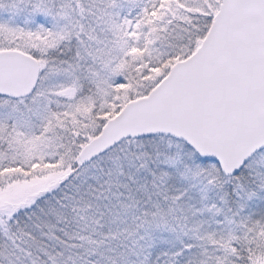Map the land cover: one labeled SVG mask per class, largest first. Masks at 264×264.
Instances as JSON below:
<instances>
[{
    "label": "snow or ice",
    "instance_id": "6c2138e0",
    "mask_svg": "<svg viewBox=\"0 0 264 264\" xmlns=\"http://www.w3.org/2000/svg\"><path fill=\"white\" fill-rule=\"evenodd\" d=\"M0 264H264V0H0Z\"/></svg>",
    "mask_w": 264,
    "mask_h": 264
}]
</instances>
